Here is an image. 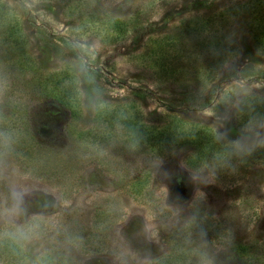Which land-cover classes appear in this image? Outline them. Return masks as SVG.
<instances>
[{
  "label": "rangeland",
  "instance_id": "374dc122",
  "mask_svg": "<svg viewBox=\"0 0 264 264\" xmlns=\"http://www.w3.org/2000/svg\"><path fill=\"white\" fill-rule=\"evenodd\" d=\"M238 1L0 0V264H264L263 43L231 18L209 70L185 30Z\"/></svg>",
  "mask_w": 264,
  "mask_h": 264
},
{
  "label": "trees",
  "instance_id": "16d2710c",
  "mask_svg": "<svg viewBox=\"0 0 264 264\" xmlns=\"http://www.w3.org/2000/svg\"><path fill=\"white\" fill-rule=\"evenodd\" d=\"M241 16L249 17V23L253 37L263 43L264 46V0H246L242 4L238 1L234 4L229 5L228 7L223 6L221 9H216L211 13L201 16L198 20H191L187 22L186 33L189 40H194V42L199 47L206 50L208 59L210 62L207 65V68L210 70L214 67L213 59L217 56L225 55L231 51L230 43L221 39L218 35V32L221 31V25L231 21V18H238ZM7 18L6 11L0 7V19ZM3 19H1L2 21ZM4 21V20H3ZM3 34L6 35L10 45H15L19 48H22L18 45L21 32L17 25L9 29H4ZM208 43V44H207ZM215 56V57H214ZM213 71V70H212ZM211 71V72H212ZM60 105L66 111L69 117L67 127L71 128L72 123L78 120L81 117V106L79 101V95L72 87L66 84L62 88L60 94ZM162 136L151 135L155 142H159L158 150H162L166 143H171L174 141L173 136H175V131L168 128H162ZM159 135V134H158ZM206 139H208L206 141ZM200 143V152H199V162L200 160L207 159H220L222 156H230L231 158H239L241 153L240 150L235 149L233 145L218 143L217 139L209 140V138H204V143ZM264 148L258 146L249 149L252 154H258L259 156H264ZM197 155V154H196ZM198 159V155L196 157ZM194 159L193 161H195ZM191 160V159H190ZM192 162V161H191Z\"/></svg>",
  "mask_w": 264,
  "mask_h": 264
}]
</instances>
